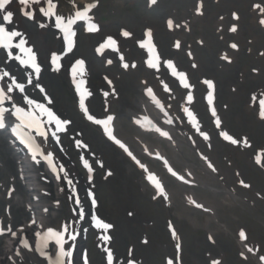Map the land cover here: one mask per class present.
Returning a JSON list of instances; mask_svg holds the SVG:
<instances>
[{
	"label": "rangeland",
	"instance_id": "1",
	"mask_svg": "<svg viewBox=\"0 0 264 264\" xmlns=\"http://www.w3.org/2000/svg\"><path fill=\"white\" fill-rule=\"evenodd\" d=\"M60 1L63 3V0ZM113 2L115 3L112 4ZM195 2L196 0H157L152 12H147L145 0H102L97 12L98 17L103 19L101 36L111 32V35H114L121 27L130 29L139 27V30L134 32L135 38H139L143 26L148 25L156 30V39L159 42H162L164 37L167 39V47L170 45V39L162 28L164 18L176 15L181 19L183 13L187 15L191 12ZM254 4H262L264 7V0H218L217 3L205 0V17L200 20L201 25L196 32L194 31L195 34H191L193 39L200 37L204 42V46L196 44L198 47L194 51V61H191L197 65L190 74L191 83L199 100L191 108L197 112L199 128H202V132L208 133L210 139L204 140L192 124L190 128L196 148L207 158L205 160L214 166V175L205 171L203 164L183 143L179 146V153L170 152L169 157L177 169L185 166L197 169L198 177L204 183L202 186L208 189L195 188L194 193L212 208L213 215L186 206L182 194L187 193L188 189L171 181H167V186L173 192L168 203L169 208L165 207L166 202L163 198L151 200L152 190L145 184L141 172L121 155V151L106 143L103 140L105 137L103 134L100 135L96 128L83 127L86 124L81 120L83 117L78 100L65 77L62 75L52 77L47 74L46 78L43 77L55 99L53 104L56 111L76 121L79 120L80 130L84 132L86 138L90 134L98 143V146L94 147H98L97 150L104 161L103 170L94 173V182L88 187L95 194L100 219L112 224L113 228L105 232L94 228L90 220L86 221V224H78L71 216L76 232L83 237L85 247L81 255L83 259L85 254L87 255L88 264H107L105 249L112 251L114 264H127L128 259H134L136 264H168L169 260H172L173 264H212L213 260H219L220 264H262L259 257L264 256V120L259 118L260 109L257 106L255 109L250 107V99L253 95L258 100L264 99V55H261L264 53V29L250 20L251 6ZM234 11L240 16L239 35H231L227 31L224 41H220L214 34L215 23L220 17H224L227 26L230 14ZM31 30H35V27L31 26ZM90 38L79 37L76 56L86 57L91 70L94 65L97 70L101 68L99 72L104 73L102 61L93 57L91 49L99 37L97 35ZM46 40L50 41L47 36ZM234 41L239 42L240 49L233 63L227 65L228 63L225 64L218 59V55L222 49L226 50L227 42ZM129 42H124L122 48L126 52L129 50L128 57L133 58L130 54L131 51L135 54V51ZM175 54L182 65H189L181 52ZM120 55L121 53L113 57ZM71 60L72 58L65 65ZM4 61L5 55L0 54V67H3ZM2 69L8 68H1L0 71ZM253 69L257 71L254 72ZM119 70L120 67H114L108 71L116 78L114 84L119 91V103L122 104L120 110H117L120 132L118 133L124 138L131 139L136 132L129 125V117L126 114L129 110L123 109V105L131 102L137 105L140 95L137 89L131 87L135 86L132 76ZM98 71L97 78L92 76L87 82L91 89H98L96 84L101 85L102 78ZM201 76L214 81L213 106L221 119L219 128L215 124V118L209 114L211 112L208 113L211 111V106H207V101L205 103L208 89L207 85L202 83V79H199ZM172 83L179 88L180 83L176 80ZM102 84L104 87L103 80ZM187 92L188 89L186 96ZM26 94L29 96L30 91ZM37 96L38 100L42 99V96ZM184 100L181 95L179 102ZM97 105L98 110H101L103 105L101 103ZM186 108H190V105ZM136 109L138 107L134 108ZM185 114L184 112L183 121ZM221 132H227L240 143L231 144L220 135ZM245 137L250 146L243 143ZM63 141H68V135L63 137ZM258 152L263 156L262 166L253 163ZM75 161L76 164H72L78 171L77 178L87 189L83 182L87 172L82 165L77 164V158ZM157 165L156 163L154 168L157 169ZM108 172H111V175H108ZM2 181L6 180L1 178ZM240 181H244L250 187H244ZM210 188L220 193H212ZM223 188L232 191L233 195L229 197L222 193ZM64 202H68V198H65ZM19 205L22 206L21 202ZM63 210L65 212V209ZM64 212H59L57 217H62ZM170 228L175 232V236ZM239 229L243 230L246 239L241 240ZM104 235H109L111 239L104 241L102 239ZM209 236L212 239L209 240ZM145 239L148 241L146 244L143 243ZM177 244L180 246L179 249ZM5 245L0 243V248L4 249ZM243 246L246 249H253L250 252L253 257L249 254H243L242 257L241 253L245 251ZM129 249L133 250L131 256ZM77 263L79 260L75 259L73 264ZM24 264L46 263L44 260L27 258Z\"/></svg>",
	"mask_w": 264,
	"mask_h": 264
},
{
	"label": "snow or ice",
	"instance_id": "2",
	"mask_svg": "<svg viewBox=\"0 0 264 264\" xmlns=\"http://www.w3.org/2000/svg\"><path fill=\"white\" fill-rule=\"evenodd\" d=\"M9 3V0H0V13L2 17H0V50L5 52V66H7L8 62L16 61L21 67L24 68H31L33 73L28 74L27 83L33 84L32 75L36 76L37 81L39 80L40 73L42 71L41 65L37 62V56L34 52L33 48L28 45V40L26 39L25 33L16 30L15 28H9L8 25L13 23V16L14 13L10 10H6V5ZM20 5H23L24 8L21 9L22 14L30 21H34L39 24L41 28L47 27L45 23H41L39 18L43 17L48 20H54L55 27L63 33L64 41L67 45V51L71 52L75 46V36L76 32L73 30V25L77 24V22H85L87 25L88 32H98L100 30L99 25L93 22V17L90 15L92 9L98 6V0L96 2H92L86 4L82 9L76 6L75 0H72L73 8L75 9L74 14L68 17H65L63 14L58 13V3L57 0H19ZM151 4H156L157 0H150ZM204 5L201 0V3L195 9L197 15H203ZM254 9L259 10L262 14L261 18H259L258 22L261 26H264V7L261 4H254ZM233 21H239L240 16L238 12L231 13ZM223 20V17H220ZM167 26L171 30L173 27L181 28V24L174 23L172 19L167 21ZM187 27V25H185ZM232 33H236L238 31V26L236 23H233L231 27L228 29ZM122 35L124 37H130L132 33L129 31H122ZM145 40L139 41V46L141 48H147L149 52V58L146 61L147 67L151 69H159V62H160V54L156 50V46L153 43V34L152 30L148 29L145 32ZM201 45L204 43L202 40L198 41ZM176 49L181 48V42L177 40L174 44ZM229 47L233 50H239V45L235 42L231 43ZM105 49H112L114 51L119 52V48L117 46V41L108 36L106 40L99 44V46L95 49V51L99 54H103ZM189 57H192V53L189 51ZM264 55V53H261ZM60 57L53 53L51 56V67L52 71L56 72L60 70V64L58 60ZM221 59L226 61L227 63H231V58L227 53L221 56ZM120 61L122 62V67L124 69L136 68L137 65L135 63H126L124 62L123 54L120 55ZM108 64H111L112 61L108 60ZM164 64H166L167 68L171 70L172 76L176 77L179 80V83L185 88L188 89L191 85L188 83L187 74L179 71L171 59L165 60ZM192 67L195 68L197 65L195 63L192 64ZM253 71H257L253 69ZM72 77L73 83L76 85V89L80 94L79 100V108L80 111L83 113L84 117L88 120L93 122L94 124L101 125L103 127V132L107 136V138L112 141L114 144L119 146L136 164H138L141 168H145L143 164L133 155L132 151L129 147L119 138H117L114 128L112 126V122L115 119L113 115H107L104 119H97L93 114L89 112L88 107L85 103V98L91 96L92 93L84 89L83 86L85 84V80L82 78L85 72V61L83 59H77L75 64L73 65L72 69ZM80 76L81 79L77 80V76ZM7 78V83L4 86H0V130L6 129L9 127L6 120L8 116L15 118V123L11 126V134L14 136L20 144L24 145V147L28 150L31 154V159L37 163L40 161L37 160V157H42L45 161L48 162L49 166L52 167L53 172H57V169L53 163V154L51 152H46L45 150L41 149L40 144L36 141V136L47 138L48 137V129L46 125H54V130L52 135L55 136L56 133L61 131H67V127L72 124L70 119H64L54 113L46 104L39 103L37 100L30 98L25 92V84L20 82L16 75L11 73L8 70L0 71V81H4ZM108 80L107 77H105ZM205 85H207V102L210 106L214 105V89L215 84L214 81L210 79H205L203 81ZM108 84L111 85L112 81L108 80ZM35 88H38L40 92H45V89L41 86L40 83H35L33 85ZM165 91H171L167 84H164ZM235 91V89H233ZM19 92L22 94L21 99L23 105H27L29 107L21 106L20 103H17L13 97L14 92ZM113 94H115V89L113 88ZM147 95L151 98L152 102L160 108V110L164 113V116L167 117L166 123L171 124L172 119L169 117L167 111H165V106L161 103V101L156 97L153 89L146 88ZM105 96H108L109 93L105 92ZM47 98V97H45ZM253 101L257 99L255 95L251 97ZM187 101L192 102L193 96L189 94L187 96ZM52 101L48 99V103L50 104ZM6 104H10L11 108L6 107ZM259 118L264 120V99L259 100ZM187 117L189 118V122L196 128V131L200 133L204 140H209L210 137L208 133L202 132L198 126V120L196 116L191 112L188 108H184L183 110ZM211 114L215 118V124L219 128L221 126V119L218 116L215 107H211ZM145 121L150 130H154L159 133L161 136L167 137L171 139L168 131L161 129L160 127L154 125L151 120L145 118ZM140 123V121H137ZM35 133V135H34ZM220 135L227 141H230L231 144L237 145L240 143L239 140L233 138L227 132H221ZM58 139V138H57ZM243 143L246 146H250L248 144L247 138H244ZM77 146L87 147V145L82 144L81 141H76ZM83 159V158H82ZM204 159H207L204 157ZM97 163H100L97 161ZM167 164V162L165 161ZM257 163H260V157H257ZM84 167L88 170L89 173L93 171L91 165L87 160H83ZM100 166L103 167V164L100 163ZM208 166L215 170L214 166L209 162ZM169 172L172 173L173 176H177L178 174L173 171L171 167L168 168ZM60 171H63L61 168ZM145 171L147 169L145 168ZM108 175H111V172H108ZM179 179L183 180L184 178L178 177ZM57 179L59 176L57 175ZM149 181H151L155 187L159 190V192L163 193L164 189L159 180L155 177V175L148 176ZM89 180H91V175L89 176ZM240 183L244 187H250L244 183V181H240ZM91 195V193H90ZM75 203L77 205L80 204L79 199H76ZM93 205H95L96 201L93 199ZM59 204V201H57ZM198 207H202V205H197ZM47 212V209H44ZM74 212L77 210H73ZM129 215L131 216L132 213L130 212ZM84 219V211L80 209L77 212L76 220H83ZM92 222L94 226L98 229H102L105 232L113 228V225L110 223L103 222L100 218L96 217L95 215L92 216ZM75 223V221H74ZM32 224H36V221L33 219ZM43 227V226H41ZM10 230V229H9ZM3 230H0V234H2ZM16 235V233H12ZM78 233L76 232L75 228H72L70 231V225L64 224L59 229L48 227L43 231L35 232L36 237V245L35 250L40 252L41 256L45 257L47 264H73L72 257L73 252L75 250L74 244H68L69 241L74 242L77 238ZM173 236H175V232L173 231ZM240 236L242 239H246L245 233L241 231ZM104 241H109L111 237L109 235H104L102 237ZM209 239H212L209 237ZM50 242H54L56 249L54 250L53 254H49L46 249L49 246ZM148 241L145 239L143 243H147ZM23 247L28 249L29 251L33 250V246L29 244L27 239L22 241ZM68 244V247L65 245ZM179 244H177V249H179ZM248 252H252V248L247 249ZM107 255V264H114V257L113 253L110 249H105ZM132 249H129V256L132 255ZM19 254V253H17ZM243 255V253H241ZM259 260L264 264V256H260ZM84 264H88L87 255L84 256ZM127 264H136L134 259H128ZM168 264H173L172 260L168 261ZM212 264H220L219 260H213Z\"/></svg>",
	"mask_w": 264,
	"mask_h": 264
},
{
	"label": "bare ground",
	"instance_id": "3",
	"mask_svg": "<svg viewBox=\"0 0 264 264\" xmlns=\"http://www.w3.org/2000/svg\"><path fill=\"white\" fill-rule=\"evenodd\" d=\"M77 1H80L81 2V1H86V0H77ZM192 24H193V22L190 24V27H191ZM219 25L221 26L222 25V22H220ZM10 26H11V28H15L16 30H19V31L25 33L26 39L28 40V45L31 46L33 48L34 52L36 53L37 62L41 65L42 71L40 73V76H39V80L38 81H37L36 76L34 74L32 75V80H33V84H35V83L38 82L42 86L45 83V78H46V76L44 75L45 68H46V62H47V60H46V53H47L48 49L54 51L56 49V46L57 45H60L61 36L56 32L55 37L57 35V39L54 41V44L49 45V47H48L45 44L46 43L45 39H46V36L48 35L47 34V29H46L45 32H43L44 30H41V32L39 34L35 30H31L30 27L24 25L23 22H22V20L20 18H16V17H13V23ZM43 36H44V39H43ZM48 36L50 37V35H48ZM182 36H184V34ZM173 40L177 41L178 38L177 37H174ZM61 43H62V41H61ZM156 50L159 53V50L157 49V47H156ZM160 51H161V49H160ZM164 51L167 52L166 49H164ZM145 57L146 58L144 60V63L148 59V57L146 55H145ZM92 66H93L92 76H96L98 70H97L96 66H94V65H92ZM21 68L22 67H20V68H18V69L15 70V71H18L19 72L18 74H16V76H18V78L21 75H23L21 73V71H23L24 69H21ZM27 69L29 70V72L31 71V68H27ZM149 69L150 68H148L147 70H149ZM61 72H62V69H61ZM31 73H33V71H31ZM65 76H67L69 78H73L72 77V72L71 73L65 72ZM43 77H45L44 80H43ZM96 78H97V76H96ZM139 79H140V85L139 86H141V90H142L140 93L142 94V92H143V95L145 96V98L147 100L146 103L150 104L152 102V100L147 95L146 88H151V87H149L147 85V82H148L147 81V77L141 76V78H139ZM7 82H8L7 81V78H5V80L3 81V83L6 84ZM132 88L135 89V86H132ZM151 89H153V88H151ZM153 92L155 93L154 89H153ZM43 93H46L45 95H47V91H45ZM95 100L97 101L98 98L96 97ZM108 104L114 110L113 103L111 101H109ZM119 106L121 108L122 104L119 105ZM136 107H137V105L135 106L134 102L127 103V104L125 103L123 105V109L129 110V111L134 110V108H136ZM123 109H121V111H123ZM108 112H110V111H108ZM169 117L172 119V123L171 124H168V123L164 122V124L166 126L164 128L167 131L170 130L169 128L175 127L177 125V122H176L175 117H172V116H169ZM70 128H72L73 131L78 132L79 131V123H78V121L73 120L72 121V124L70 125ZM86 140L90 144L89 152H92L93 153V156L90 157V158H87V161L89 163H94V161L99 160V157H100L99 152L97 150L98 147H94V146H98V143L94 139L91 138V135L90 134H88ZM171 141H173V140H171ZM1 143L2 142L0 140V157L5 162L6 167H7V170L8 171H13L14 161H13V158L10 156L11 151L8 150L6 148V146L5 145H2ZM44 146H45L47 152L55 153L57 155V159H58V162H59V168L60 169L61 168L63 169V171H61L62 172V178L63 179L61 178L62 185H60V183H58L59 193H58V190L57 189H55V191L57 192L56 193V192H54V188H51L52 190L50 192H47L46 191L47 192L46 195H39V198L40 199L42 197H51L55 201L53 203L51 202V205L50 206H44V207H42L41 210H43L44 208H47V207L49 208V210H51V212H54V211H58L59 210L60 204H59V207H58V204H56V202L59 200L60 193L62 192L61 187H63V185L66 186V187H68L70 189V191H69V193L71 194L70 202H72V199L75 198V196L77 197V193L76 192H79V193H81L83 195L80 198L81 202H83L84 204H87L88 207L92 210L93 209V205H92L93 203H92V200L90 199V192H84L83 191L84 188H79L76 185V183L74 182V180H75L74 177L77 175V171L74 170L71 167L70 160H67L66 159L67 156H65V155H63L61 153V151L59 150V147L57 145L56 139H53L52 138V134L49 135V139L48 140L44 141ZM56 146H57L58 150H57ZM154 153L155 154H158V151L157 150L156 151L154 150ZM95 168L97 170L99 169L98 166H95ZM38 172L42 175V177L43 176H46L44 170L42 168H40V167H38ZM37 185H38L37 183H32L31 184V186H33L35 188H36ZM21 190H22L21 194L25 192V189L24 188H21ZM46 190H48V189H46ZM19 191H20V188H19ZM36 192L39 194L41 192V190L37 189ZM39 202L41 203V201H39ZM31 203L33 205V209L34 210H37L38 207H37V205H35L36 202H34L32 200ZM83 203L80 204V206L78 207L79 209L83 205ZM12 209H13L14 215L18 218L16 222H21L23 220V218H25V215H26V213L24 212V209L23 208H20L17 205V203H14L13 204V208ZM60 211H62V210H60ZM21 212H22V214H21ZM68 212L69 213H72L70 210H68ZM45 219H46V215H43V216L40 215V216H38V221H39V222H37V225L39 224L38 227H36V229H34V230L32 229V227H30L31 229H28L27 231L24 230L22 232V234L24 235L25 239H27L28 241H29V239H32L33 236H34V234H35V232L38 231V230H40V227L44 224ZM62 224H64V222L59 225L58 229L62 226ZM17 225H22V223L17 224ZM55 226H56V224L55 223H52L48 227L56 228ZM48 227L43 228V230H45ZM22 240H24V239H22ZM80 240H81V237L78 238V242H77V246L78 247H79ZM0 252H1V255H0L1 256L0 257L1 264H16V261L19 259V256H17V257L12 256L14 254L13 250L10 253H8V252H4V250L0 248ZM20 253H25V254L32 255L31 251H29L28 249L27 250L25 249L23 252H20ZM2 256H4V257L6 256L4 260L2 259ZM2 261H5V263L2 262ZM7 261H8V263H7ZM20 262H22V261H20Z\"/></svg>",
	"mask_w": 264,
	"mask_h": 264
}]
</instances>
